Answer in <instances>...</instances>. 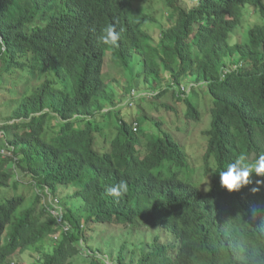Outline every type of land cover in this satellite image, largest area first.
Wrapping results in <instances>:
<instances>
[{
	"label": "trees",
	"instance_id": "obj_1",
	"mask_svg": "<svg viewBox=\"0 0 264 264\" xmlns=\"http://www.w3.org/2000/svg\"><path fill=\"white\" fill-rule=\"evenodd\" d=\"M161 1L169 23L155 37L157 18L135 0H0V147L9 152L0 154V264L47 239L52 248L38 264H107L82 254L87 226L97 234L104 223L170 236L140 247L136 260L132 248L128 262L122 244L111 264H264V185L255 184L264 177L229 192L213 173L201 190L178 139L121 117L103 77L107 54L131 95L183 91L189 76L209 96L205 171L210 157L218 170L241 154L254 160L264 154V0ZM246 5L262 21L237 39ZM108 26L115 44L101 39ZM173 96L187 103V117L201 118L198 96ZM25 178L32 193L17 190ZM122 180L127 193L110 195ZM58 186H73L74 205ZM41 195L52 199L37 208Z\"/></svg>",
	"mask_w": 264,
	"mask_h": 264
},
{
	"label": "rangeland",
	"instance_id": "obj_2",
	"mask_svg": "<svg viewBox=\"0 0 264 264\" xmlns=\"http://www.w3.org/2000/svg\"><path fill=\"white\" fill-rule=\"evenodd\" d=\"M192 2L193 0H185ZM135 5L143 7L152 11L154 16L157 18L158 22L156 25H153V29L151 28V33L156 37L159 35L160 29L162 26L168 25V20L164 5L161 0H135ZM244 20H242V24L235 30V35L237 39L241 38L242 34L247 33L246 30L255 22H261L262 19L259 14H257L254 8L251 5H246L244 8ZM245 32V33H244ZM232 32V37L233 34ZM108 53V52H106ZM103 77L107 80L106 82L111 87V90L114 93H117V101L116 106L119 109V114L121 117L127 119L129 122H134V118L140 125L141 131L147 133H158L159 131H168L173 137L180 142L186 159L188 161V165L190 168V174L194 178L195 181L200 186L201 190H206L208 187L212 185V174L211 167L215 166V162L210 157L207 166L208 172L205 171V165L203 160V154L206 149V138L204 137L202 131L207 128L209 122L208 115V104H209V96L207 94V90L202 85H193L190 82L189 76H186L181 85L184 87L182 91L178 86L174 88H170V85H167L168 88L164 93L160 96L158 95L159 90L152 91V94H148L143 92L141 89H134L138 93L142 95L144 98L140 99V94L136 92L133 95L131 93H127L126 90L122 87L125 85L124 81V73L121 69L117 68L111 59L110 54H107L104 59V70ZM117 79L122 86H120ZM113 80V81H112ZM141 82V81H140ZM118 84V87L116 86ZM166 86V83L163 84ZM193 85V88H191ZM163 86V88H164ZM139 87H141L139 83ZM142 88V87H141ZM146 90L147 89H143ZM179 94L182 97L187 96L190 98V101H200V109H201V118L199 120H193L190 117H187V112L190 110L187 107V103L181 99L177 100L174 96ZM140 97H139V96ZM207 95V96H206ZM133 100V105L128 103ZM3 105L0 104V109ZM202 107V108H201ZM112 111L113 116L111 118V122H109V127H112V124L116 122V115ZM155 120H160L161 127H157L155 125ZM107 126V125H106ZM133 126H136L134 124ZM105 127V128H109ZM106 137L108 139L112 138L115 135L113 129L104 130ZM100 142V140L98 141ZM99 149V148H98ZM216 167V166H215ZM188 168V169H189ZM23 184L18 186V192L26 193L33 192L31 187L28 185V181L26 178L23 180ZM74 188L73 186H69L65 188L64 186H58L59 199H65L67 196L69 199V204L72 206L76 203V201L71 197L73 194ZM9 195L14 193V190L6 191ZM40 193V191H39ZM52 199L51 196H43L41 195V199L37 208H40V204L45 201H50ZM136 225V223L134 224ZM10 225L8 229H10ZM88 229L85 231L86 238L89 242L84 243L83 246L87 247L82 251V254H94L96 252L101 260H103L107 264H111L112 261L118 255V251L122 244L126 245L125 249V261L128 262L130 260V252L131 249L135 250L134 260L138 257L139 248L144 247L147 250V243H151L154 241L156 236H159V241L164 243L167 242L170 238L167 232H165L161 228H135L134 226L123 227L121 225H114L111 223L101 224L99 227L96 226V230L100 231L97 234H93L91 231L93 224H89ZM95 235V236H94ZM60 236V231L53 236V238L58 240ZM52 241L50 239L45 240V242L31 246L26 249L24 252H19L15 254L10 259V264H38L39 259L41 257V253L49 252L51 250ZM89 251V252H87ZM73 264H89L88 259H83L79 257H75L72 259Z\"/></svg>",
	"mask_w": 264,
	"mask_h": 264
},
{
	"label": "clouds",
	"instance_id": "obj_3",
	"mask_svg": "<svg viewBox=\"0 0 264 264\" xmlns=\"http://www.w3.org/2000/svg\"><path fill=\"white\" fill-rule=\"evenodd\" d=\"M102 41L105 44H115L118 34L111 26L104 30ZM211 171L219 174V183L221 187L226 188L229 192L239 191L241 188L253 183V177H264V154L258 155L254 160H249L248 156L241 154L230 162L223 170H218L212 166ZM256 185H264V179H255ZM253 188L252 191H257ZM112 196L119 197L128 191L126 181H120L116 186L107 189Z\"/></svg>",
	"mask_w": 264,
	"mask_h": 264
},
{
	"label": "built area",
	"instance_id": "obj_4",
	"mask_svg": "<svg viewBox=\"0 0 264 264\" xmlns=\"http://www.w3.org/2000/svg\"><path fill=\"white\" fill-rule=\"evenodd\" d=\"M1 131H0V136H1ZM6 144V143H5ZM0 154L2 155V156H6V155H9V152L8 151H6L5 150V148H3V147H0ZM51 213L54 215V216H56V219H57V222H60V220H61V212L58 210V212H57V210H51ZM68 227L65 225V226H62V229L63 230H66Z\"/></svg>",
	"mask_w": 264,
	"mask_h": 264
}]
</instances>
